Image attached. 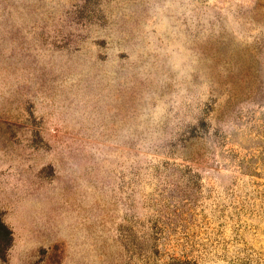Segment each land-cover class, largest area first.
Listing matches in <instances>:
<instances>
[{
  "label": "rangeland",
  "instance_id": "rangeland-1",
  "mask_svg": "<svg viewBox=\"0 0 264 264\" xmlns=\"http://www.w3.org/2000/svg\"><path fill=\"white\" fill-rule=\"evenodd\" d=\"M0 212V264H264V0H0Z\"/></svg>",
  "mask_w": 264,
  "mask_h": 264
},
{
  "label": "trees",
  "instance_id": "trees-1",
  "mask_svg": "<svg viewBox=\"0 0 264 264\" xmlns=\"http://www.w3.org/2000/svg\"><path fill=\"white\" fill-rule=\"evenodd\" d=\"M133 233V234H132ZM129 234L130 237H126L125 233H121V239L125 242L124 247L131 251V253H140L142 250V242H148V246H150L148 254L151 256L158 255L159 249L157 245L153 242V238H147L148 235L143 234L139 235L135 231ZM14 242V236L12 229L8 226V224L4 221L2 214L0 212V258L6 259L9 254V250L12 247ZM168 256L163 264H199L198 261L194 258L188 256L177 257L173 255Z\"/></svg>",
  "mask_w": 264,
  "mask_h": 264
}]
</instances>
